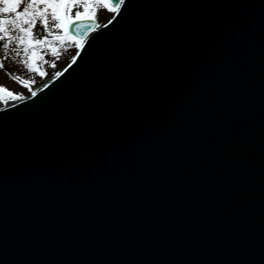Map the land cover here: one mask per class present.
Masks as SVG:
<instances>
[{
  "label": "water",
  "instance_id": "obj_1",
  "mask_svg": "<svg viewBox=\"0 0 264 264\" xmlns=\"http://www.w3.org/2000/svg\"><path fill=\"white\" fill-rule=\"evenodd\" d=\"M83 49L0 111V264H264V0H128Z\"/></svg>",
  "mask_w": 264,
  "mask_h": 264
},
{
  "label": "snow or ice",
  "instance_id": "obj_2",
  "mask_svg": "<svg viewBox=\"0 0 264 264\" xmlns=\"http://www.w3.org/2000/svg\"><path fill=\"white\" fill-rule=\"evenodd\" d=\"M101 10L113 14L108 21L111 23L128 10V0H0V41H5V51L10 50L9 46L13 42L23 45L26 57L23 62L30 70L44 76L46 73L36 65L37 59L43 58V53H38V49H49L53 57L60 55L57 42L63 46L71 41L76 48L83 49L85 37L96 25L98 12ZM37 22L48 35H33ZM72 25H75V35L69 31ZM54 29L62 31L57 32ZM15 55L19 56L20 51H16ZM76 55L79 53L73 56L74 62ZM0 67L3 65L0 64ZM55 75L59 76L60 73ZM44 86L47 87L48 83L45 82ZM0 87H3L9 97L13 96V92L8 91L7 87ZM32 95L36 96V92L33 91Z\"/></svg>",
  "mask_w": 264,
  "mask_h": 264
},
{
  "label": "rangeland",
  "instance_id": "obj_3",
  "mask_svg": "<svg viewBox=\"0 0 264 264\" xmlns=\"http://www.w3.org/2000/svg\"><path fill=\"white\" fill-rule=\"evenodd\" d=\"M111 13H109L107 10H101L98 12V19L97 22L99 24H102L105 20L108 19ZM52 21H50L51 23ZM54 31L60 32V29H54ZM19 34V33H17ZM39 35H48L47 32L43 31V26L37 22L36 28L33 29V35L36 36ZM51 39V38H50ZM5 41H0V53L1 52H10L13 54V57L15 61L17 60V63L20 66L21 70H15L13 67H10L11 69L3 70L0 67V81L6 85L14 86V91L18 90V88H21V85H25V82L35 83L37 85L43 83L45 79L49 78V76H52L56 71H58L60 68L64 66V64L71 58V55L75 49V47L69 43H66L65 45H60V56L53 57L50 53V50L47 48L38 49V53H43L42 59H37L36 65L41 69V71L45 72L47 75L45 77L41 76L38 72H35L30 70L27 65L23 62L26 57L23 53V45H20L16 42H13L9 48V51H5L3 49V43ZM20 51V55L16 56L15 52ZM21 58V59H20ZM53 64H55V67H53ZM57 64V65H56ZM51 65V66H50ZM49 67V68H48ZM55 68V69H54ZM54 69V70H53ZM53 72L51 73V71ZM33 86V87H35ZM33 91V88L31 87L28 90H24L21 93L18 94V97H26Z\"/></svg>",
  "mask_w": 264,
  "mask_h": 264
},
{
  "label": "bare ground",
  "instance_id": "obj_4",
  "mask_svg": "<svg viewBox=\"0 0 264 264\" xmlns=\"http://www.w3.org/2000/svg\"><path fill=\"white\" fill-rule=\"evenodd\" d=\"M101 28H103L102 27V24H99L96 21V25L93 26V30L91 31L90 36L93 35V34H95V33H97L98 32V29H101ZM0 35H2V33H0ZM79 50L80 49L76 48V51L74 53L76 54L77 52H79ZM8 59H9V57H7V55L4 52L0 53V64H2V63L5 64V62L8 61ZM60 70L61 69H59L55 73H57V72L60 73ZM55 73H54V75L51 76V80H49V78H47V79H45V81L43 83H41V84H39V85H37L35 87H32L33 88V91L34 92H37L38 90H40V89H42L44 87V83L45 82H47V83L51 82L55 77H57V75H55ZM27 88L29 89L30 87H27ZM31 96H32V94L29 97H31ZM29 97H27V98H29ZM27 98H16V99H12V104L11 105H14V104H16L18 102L24 101Z\"/></svg>",
  "mask_w": 264,
  "mask_h": 264
}]
</instances>
